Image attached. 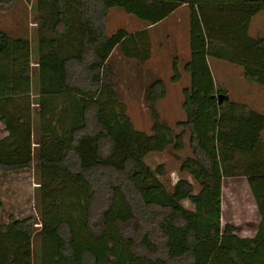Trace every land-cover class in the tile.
Listing matches in <instances>:
<instances>
[{"label":"trees","instance_id":"obj_1","mask_svg":"<svg viewBox=\"0 0 264 264\" xmlns=\"http://www.w3.org/2000/svg\"><path fill=\"white\" fill-rule=\"evenodd\" d=\"M14 1L0 0V9ZM36 2L35 66L26 61L18 75L35 94L0 95V171H37L40 222L28 216L0 224V264H264V114L224 89H216L227 96L218 103L208 62L239 66L245 81L264 87V34L250 33L264 0ZM182 5L190 13L184 119L173 126L160 120L155 104L166 89L155 80L147 86V134L126 114L108 61L115 48L126 59L148 60L147 26ZM113 8L146 26L107 33ZM27 42L13 43L21 49ZM8 44L0 29V55ZM177 61L173 81L180 78ZM166 148L191 180L168 186L160 178L164 166L145 162ZM233 177L246 179L259 215L252 236L221 221L223 182Z\"/></svg>","mask_w":264,"mask_h":264},{"label":"rangeland","instance_id":"obj_2","mask_svg":"<svg viewBox=\"0 0 264 264\" xmlns=\"http://www.w3.org/2000/svg\"><path fill=\"white\" fill-rule=\"evenodd\" d=\"M37 2L15 0L10 9H0V29L9 36V44L0 55V95L17 94L30 91L35 94L30 81L20 82V67L28 61L35 66L33 51L35 31L37 29ZM189 8L182 5L165 20L147 26L151 41V56L144 63H138L122 56L115 48L109 58V68L113 73V85L118 98L125 107L135 130L151 134L153 119L147 99V86L155 80L164 83L166 94L159 99L156 110L160 120L173 126L176 121L184 119L181 110L182 90L190 83V77L183 71L184 64L190 59L189 43ZM146 24L122 9L113 8L108 12L107 33L111 34L119 28L135 31ZM251 35L264 34V10L252 20ZM17 37L27 39V45L18 49L14 45ZM178 61L180 78L172 80L173 62ZM211 68V88L217 98L216 89H224L235 101L244 103L252 109L264 114V87L244 80L242 68L225 61L208 58ZM205 91L209 86H202ZM205 96V93L203 94ZM204 99L205 97H201ZM201 102H204L201 101ZM34 144L38 141L35 134ZM0 137L1 133H0ZM264 140V131H263ZM188 151L180 153L181 158ZM36 157V154L34 155ZM145 162L154 168L162 164L165 173L162 177L168 186L184 175L178 171V161L172 156L171 149L152 152L145 157ZM190 179V178H189ZM191 180V179H190ZM37 171L21 169L19 171H0V224L7 223L10 217L23 219L34 216L40 222V207L36 197L38 186ZM195 191L198 186L194 185ZM184 205L192 207L187 201ZM259 220L253 197L244 177L227 178L222 187V223H231L237 227L241 236H252ZM39 225V224H38ZM40 226V225H39ZM35 253V246L33 247Z\"/></svg>","mask_w":264,"mask_h":264},{"label":"water","instance_id":"obj_3","mask_svg":"<svg viewBox=\"0 0 264 264\" xmlns=\"http://www.w3.org/2000/svg\"><path fill=\"white\" fill-rule=\"evenodd\" d=\"M213 97H214V95H213ZM216 97H217L218 103H221L223 101V99L227 98V96L222 94V93L217 94Z\"/></svg>","mask_w":264,"mask_h":264},{"label":"crops","instance_id":"obj_4","mask_svg":"<svg viewBox=\"0 0 264 264\" xmlns=\"http://www.w3.org/2000/svg\"><path fill=\"white\" fill-rule=\"evenodd\" d=\"M173 14V13H172ZM171 15V14H170ZM169 17V16H168ZM165 20V19H164ZM163 21V20H162ZM158 24V23H157ZM0 133L1 136H4L6 134V131L3 128V124L0 122ZM21 170V169H20ZM15 171H19V170H15ZM11 172V171H10Z\"/></svg>","mask_w":264,"mask_h":264},{"label":"clouds","instance_id":"obj_5","mask_svg":"<svg viewBox=\"0 0 264 264\" xmlns=\"http://www.w3.org/2000/svg\"><path fill=\"white\" fill-rule=\"evenodd\" d=\"M174 182H175V179H174Z\"/></svg>","mask_w":264,"mask_h":264}]
</instances>
